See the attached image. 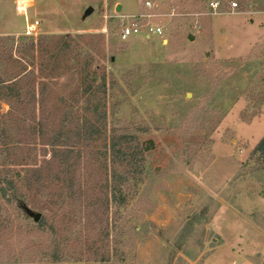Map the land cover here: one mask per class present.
<instances>
[{
	"label": "rangeland",
	"instance_id": "1",
	"mask_svg": "<svg viewBox=\"0 0 264 264\" xmlns=\"http://www.w3.org/2000/svg\"><path fill=\"white\" fill-rule=\"evenodd\" d=\"M19 1L38 40L72 36L106 69L110 127L154 142L126 209L136 231L125 264H264V166L252 158L264 137V0H222L241 6L222 15L208 14V0H151L150 10L140 0ZM16 5L0 0L3 78L5 59L33 41ZM130 15L164 37L121 41ZM13 240L0 264H51Z\"/></svg>",
	"mask_w": 264,
	"mask_h": 264
},
{
	"label": "trees",
	"instance_id": "2",
	"mask_svg": "<svg viewBox=\"0 0 264 264\" xmlns=\"http://www.w3.org/2000/svg\"><path fill=\"white\" fill-rule=\"evenodd\" d=\"M74 41L44 35L30 42L23 58L5 59L0 253L18 237L23 254L51 264H125L136 231L126 209L154 142L110 127L115 85ZM63 74L70 77L59 84ZM252 158L264 166V137Z\"/></svg>",
	"mask_w": 264,
	"mask_h": 264
},
{
	"label": "built area",
	"instance_id": "3",
	"mask_svg": "<svg viewBox=\"0 0 264 264\" xmlns=\"http://www.w3.org/2000/svg\"><path fill=\"white\" fill-rule=\"evenodd\" d=\"M16 1V9L19 14L25 15L26 21V35L32 38L35 43L38 41L37 25L30 24L27 16V5L21 4L19 0ZM144 9L150 10L154 7L151 0H140ZM226 7L225 2L222 0H208L206 1V7L210 15H222L225 13H236L241 10L240 3L237 1L229 2ZM126 19L125 25L119 34V39L123 42L129 41L131 38L138 36H145L149 39L152 38H163L165 31L163 26L152 22L144 23L146 15H130L122 16Z\"/></svg>",
	"mask_w": 264,
	"mask_h": 264
},
{
	"label": "water",
	"instance_id": "4",
	"mask_svg": "<svg viewBox=\"0 0 264 264\" xmlns=\"http://www.w3.org/2000/svg\"><path fill=\"white\" fill-rule=\"evenodd\" d=\"M122 10V6L121 5H118L117 6V11H121ZM91 12H92V9H88L87 10V14L89 15V14H91ZM193 38H191V40H192ZM35 220L38 222L39 220H40V215H36L35 216Z\"/></svg>",
	"mask_w": 264,
	"mask_h": 264
}]
</instances>
